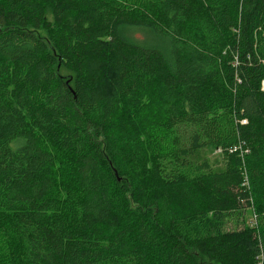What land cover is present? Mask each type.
<instances>
[{"label":"trees","instance_id":"1","mask_svg":"<svg viewBox=\"0 0 264 264\" xmlns=\"http://www.w3.org/2000/svg\"><path fill=\"white\" fill-rule=\"evenodd\" d=\"M262 80L264 0H0V264H264Z\"/></svg>","mask_w":264,"mask_h":264},{"label":"rangeland","instance_id":"2","mask_svg":"<svg viewBox=\"0 0 264 264\" xmlns=\"http://www.w3.org/2000/svg\"><path fill=\"white\" fill-rule=\"evenodd\" d=\"M192 159L195 162L207 161L213 168H221L224 163L223 157L221 156L220 151L217 149L198 150L194 154ZM66 168H67V163L65 157L61 154L56 153L54 170L59 183L64 182L67 177ZM247 217H248L247 224L250 225L252 223V218L254 217V215L253 216L250 215L249 217V214H247Z\"/></svg>","mask_w":264,"mask_h":264},{"label":"built area","instance_id":"3","mask_svg":"<svg viewBox=\"0 0 264 264\" xmlns=\"http://www.w3.org/2000/svg\"><path fill=\"white\" fill-rule=\"evenodd\" d=\"M261 89H264V80H262L261 81ZM237 147L236 146H234V148L233 149H236Z\"/></svg>","mask_w":264,"mask_h":264}]
</instances>
